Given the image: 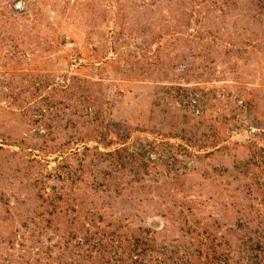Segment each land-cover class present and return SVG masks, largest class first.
Instances as JSON below:
<instances>
[{"label":"rangeland","instance_id":"rangeland-1","mask_svg":"<svg viewBox=\"0 0 264 264\" xmlns=\"http://www.w3.org/2000/svg\"><path fill=\"white\" fill-rule=\"evenodd\" d=\"M0 264H264V0H0Z\"/></svg>","mask_w":264,"mask_h":264}]
</instances>
